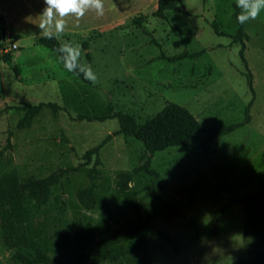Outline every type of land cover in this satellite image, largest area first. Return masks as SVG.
Wrapping results in <instances>:
<instances>
[{
	"label": "rangeland",
	"instance_id": "1",
	"mask_svg": "<svg viewBox=\"0 0 264 264\" xmlns=\"http://www.w3.org/2000/svg\"><path fill=\"white\" fill-rule=\"evenodd\" d=\"M235 4L182 0L186 14L167 11L161 19L153 15L158 0H104L103 16L66 17L63 39L81 46L93 84L37 44L43 0H0V178L11 171L23 181L60 177L46 203L27 198L25 254L41 248L56 264L80 256L89 257L76 264H238L253 242L243 233L245 199L263 191L264 11L244 24L251 89L233 39ZM41 103L62 110L44 108L20 128L26 106ZM170 103L208 129L249 121L232 134L209 140L205 131L188 147L155 153L157 176L135 172L150 154L135 138L116 135L111 116L122 112L144 125ZM131 228L137 232L121 238ZM81 230L95 240L121 239L97 254ZM17 251L0 222V264H22Z\"/></svg>",
	"mask_w": 264,
	"mask_h": 264
},
{
	"label": "trees",
	"instance_id": "2",
	"mask_svg": "<svg viewBox=\"0 0 264 264\" xmlns=\"http://www.w3.org/2000/svg\"><path fill=\"white\" fill-rule=\"evenodd\" d=\"M181 3L182 0H158L157 9L153 15L154 17L165 19L167 11H181L183 14H186V10L179 7ZM234 7L236 19L240 10L236 7V4ZM135 23L140 24V20L136 19ZM213 29L217 35H224L217 24H213ZM233 39L241 44L240 55L245 69L248 72L249 85L253 89L252 75L245 58V41L248 39V35L245 32V25L238 23V30ZM37 44L57 54L55 49L58 47V42L56 40H48L42 36L37 40ZM7 57V59H12L10 55ZM73 74L78 75L85 82L90 83V81L83 78L82 74ZM44 108L62 110L55 103L27 105L26 116L19 127L31 126L34 118L41 114ZM111 118L117 119L119 122V131L116 135L125 134L135 138L143 143L146 151L150 154L146 163L141 168L136 169L135 172L145 171L154 176H157L158 173L152 170L150 165L151 158L155 153L163 152L174 147H188L205 131L211 132L209 140L232 134L249 121V117H247V120L242 123L232 124L224 128L208 129L188 109L176 103L168 104L160 113L144 125H139L134 117L122 112L113 114ZM79 119L91 121L100 120L102 117L80 116ZM108 139H111V136ZM101 147L95 148L92 152L98 153ZM59 179L60 177L53 175L46 179L28 178L23 181L17 171H11L0 178V222L3 239L7 245L18 248L14 257L16 261L22 264H56L41 248L36 249L34 255L25 254L24 250L28 246L29 238L27 229L24 226V207L28 197L35 198L41 204L46 203L51 188L59 182ZM262 186V192L250 195L245 199L243 233L247 236H252L253 242L242 254L238 264H264V180L262 181ZM95 187L96 184L92 181L91 186L85 190L90 197H93ZM134 232H137V230L131 228L123 233L121 238L130 236ZM79 235L83 239L96 245L95 253L97 254L102 249L116 244L121 239L95 240L84 230H81ZM87 257L89 256H80L77 258L78 260L71 261L68 264H76L77 261Z\"/></svg>",
	"mask_w": 264,
	"mask_h": 264
},
{
	"label": "clouds",
	"instance_id": "3",
	"mask_svg": "<svg viewBox=\"0 0 264 264\" xmlns=\"http://www.w3.org/2000/svg\"><path fill=\"white\" fill-rule=\"evenodd\" d=\"M43 3L45 7L39 15L38 25L43 37L58 42L55 51L69 73L82 74L85 80L93 84L97 83V75L91 66L81 63V46L64 40L63 34L67 26L66 17L74 16L79 20L88 11H95L97 16H103L104 0H43ZM236 7L240 10L236 20L244 25L256 20L264 11V0H236Z\"/></svg>",
	"mask_w": 264,
	"mask_h": 264
},
{
	"label": "built area",
	"instance_id": "4",
	"mask_svg": "<svg viewBox=\"0 0 264 264\" xmlns=\"http://www.w3.org/2000/svg\"><path fill=\"white\" fill-rule=\"evenodd\" d=\"M16 49H17V45L11 46V50H16Z\"/></svg>",
	"mask_w": 264,
	"mask_h": 264
},
{
	"label": "crops",
	"instance_id": "5",
	"mask_svg": "<svg viewBox=\"0 0 264 264\" xmlns=\"http://www.w3.org/2000/svg\"><path fill=\"white\" fill-rule=\"evenodd\" d=\"M43 6H45V5H43ZM42 10H43V9H42ZM34 14L39 15L38 12H37V13L34 12ZM38 19H39V18H38ZM38 19H37V20H38ZM39 22H40V21H39ZM27 26H28V25H27Z\"/></svg>",
	"mask_w": 264,
	"mask_h": 264
}]
</instances>
